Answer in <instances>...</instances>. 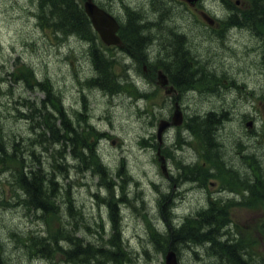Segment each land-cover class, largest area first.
<instances>
[{
	"label": "rangeland",
	"instance_id": "rangeland-1",
	"mask_svg": "<svg viewBox=\"0 0 264 264\" xmlns=\"http://www.w3.org/2000/svg\"><path fill=\"white\" fill-rule=\"evenodd\" d=\"M126 1L132 5L143 4L145 7L149 4L148 0ZM37 2L38 0H0V138L6 141L11 150L8 153L12 157L20 160L25 155L28 160L32 157H29L28 153L33 149L47 169L52 167L55 149L62 147L58 143L48 145V132L45 141L42 140L43 136L39 135L42 134V127L38 126V116L33 114L31 107L32 104L43 107L41 99L44 92L37 85L30 87L28 82H25L26 78H23L24 74L18 72V67L22 64L30 65L39 80L49 79L54 90L64 101L68 116L75 120L79 130H84L85 127L92 129L88 126L92 124L98 132H103L96 141V147L102 160L110 168L109 181L114 196L124 197L123 202H119L121 227L135 264H165V255L152 240L148 223L150 219L161 231L164 230L165 221L159 206L160 200L166 201L164 194L170 196L173 190L182 191L183 200L177 198L174 206L176 222L207 206L206 188H202L200 184L183 186L182 183L173 182L165 176L157 159V148L152 146V143L157 142L156 127L159 120L169 114V99L155 94L152 100H139L134 103L132 96L86 86L85 80L95 72L93 63L89 62L88 44L80 38L72 37L70 42H63L57 41L54 35L48 36L34 16L32 5L37 6ZM204 3L220 15V0H204ZM178 10L180 8H177ZM174 18L180 19L190 34L193 55L211 59V63H216L219 69L228 70L232 77L247 82L257 93L264 91V76L259 75L257 71L261 64L257 57L252 56L255 54L251 50L244 48L242 42L245 36L242 37L238 30L229 37V44H216L215 39L213 43L201 41L206 34L202 30L203 25L194 24V17L182 11L177 12ZM256 54L263 63L261 53ZM223 94L225 91L218 98L209 97L203 102L200 100L198 104H195V101H199L198 98L188 100L187 103H190V110L216 107L220 111V107L225 106L222 107V111H225L226 104L229 108L232 103L229 113L226 112L227 118L223 127V133L228 137L225 154L227 157H234L236 162H239L240 158L242 162L239 153H244V142L237 139H245L251 143V152L255 150V137H252L253 133L245 130L250 128L246 126L245 121L242 123V120L246 117L245 113H254L253 106L257 104L258 98L254 95L248 101L246 94L241 90L236 92L228 89L225 97ZM240 94H243L244 98L237 99ZM151 105L155 108L148 116L149 112L142 108H150ZM262 116L264 117L263 111ZM105 131L109 134L104 135ZM152 133L154 134L151 135ZM174 133L175 130L166 137L165 147L171 154L168 161L169 171L177 175L176 160L181 159L182 155L173 146ZM38 135L40 141L47 143V147L35 141ZM154 135L155 139L152 140ZM150 137L151 146L143 144V139ZM14 141L17 142L19 151L14 149ZM78 146L81 151L82 143ZM189 152V149H185L183 153L187 155ZM63 156V169H56V179L61 186H57L58 216L51 214V210L40 211L26 207L23 198L16 196L17 185L11 172V169H16L18 163L7 160V164L0 165V264H74L59 258L60 255L56 256L58 258H49L43 253H38L35 245V248L31 245V237L34 238L32 234L48 235L62 222L66 223L68 229L71 228L74 233L84 237L86 242L100 245L109 237L112 226L108 205L110 189L99 174L92 169L81 168L80 164L83 162L80 152L76 156L72 146L65 145ZM192 159L190 156L189 160ZM6 166L7 169L2 170ZM122 167L125 171L119 174L118 169ZM121 183L123 188L119 186ZM66 188L73 199L72 213L66 203ZM231 211L243 231H248L247 227L253 228V218L262 215L257 210L250 211L241 207L232 208ZM101 223L104 225L103 229ZM257 234L259 242L251 248V256L256 258V264H264L262 226ZM59 243L68 245L64 236L59 237ZM178 253L182 264H229L227 259L221 260L209 253L206 245L190 243Z\"/></svg>",
	"mask_w": 264,
	"mask_h": 264
},
{
	"label": "flooded vegetation",
	"instance_id": "flooded-vegetation-1",
	"mask_svg": "<svg viewBox=\"0 0 264 264\" xmlns=\"http://www.w3.org/2000/svg\"><path fill=\"white\" fill-rule=\"evenodd\" d=\"M154 1L148 0L149 7L147 9L143 4L132 5L126 0H99L101 4H109V7H111V10L120 22L119 32L122 42L119 47L125 52L132 54L134 65H136L137 58L142 59V74L150 79H155V76H158L159 70H163L169 76V84H172L175 88L174 92L169 94L172 102H174L173 106L168 108L169 114H171L172 109L175 110L179 107L183 111L184 122L181 126H176V128L178 130L185 129V132L189 131L192 138L200 135L206 139V144H204L202 137L199 138L200 141L202 140L199 149L210 161L209 167L204 173L209 175L210 185L214 189L216 188L215 195H222L218 199L224 201L222 204L227 206L231 200L243 202V196L247 194L253 197L256 204H259L261 190L262 188L264 189V179H261L260 173L261 152L258 154L257 170H235L234 161L225 154V141L228 139L226 134L223 133L225 111H222L221 107V111L216 107H209L203 110H189L190 103H187L188 100H195V98L199 100L195 101V104H198L200 100L202 102L208 100L209 97L218 98L224 91L225 94L222 96L225 97L227 93L225 88H228L225 76H227L228 70L219 69L216 63H211L207 57L193 55L191 53L192 47L189 50V56L185 57L186 53L183 50L191 46L192 40L186 27L182 25L181 20L174 18V16H176L177 12L181 13L183 11L195 18V25L202 24L208 28V34L204 35L201 41L207 40L213 43L215 39L214 42L216 44H225V42H229L228 39L231 34L238 30L242 37L245 36L242 42L244 48L251 50L255 54L252 56L254 58L257 57L261 64V67L257 68L258 73L264 74V55L263 63L260 56H256V53H261L262 49L260 17L262 16V8H264L263 0H256L253 11L249 10L251 0H235L236 6L240 7L238 11L234 10L233 4L229 0H220L224 9L222 11L223 15L220 17L213 14L216 18L211 25L206 24L203 19L198 17V13L201 14L203 11L201 9L204 6L202 2L191 6L184 0H160V6L163 8L158 9L153 7ZM177 7L180 10L177 11ZM181 7L184 8L182 9ZM136 21L150 26V30L148 28L137 30L133 27ZM151 33L152 35L149 36ZM164 35L167 36L165 37ZM144 43L147 45H144ZM254 43L260 48H256ZM140 49H147L149 53L143 54L140 52ZM117 74L122 73L120 71L114 73L115 76ZM192 83L193 86L189 88ZM257 102L259 103V101ZM188 110L192 113L186 116L188 115ZM197 113L203 114V116ZM255 134L259 142L260 131H255ZM178 146L182 155L181 159L185 161L186 165L193 166L201 160L199 150L196 147L181 144ZM257 147H260V144ZM185 149H189V153L191 154L187 153V155H184ZM190 156L193 157L191 161L189 160ZM229 168H232V170H229ZM197 171V168L190 167V177L188 178H197L199 174ZM234 172L237 177L246 175L249 179V185L244 191L237 190L231 185L229 180H224V178L230 179ZM213 179H216V181ZM208 200L211 205L218 203L210 197Z\"/></svg>",
	"mask_w": 264,
	"mask_h": 264
},
{
	"label": "trees",
	"instance_id": "trees-1",
	"mask_svg": "<svg viewBox=\"0 0 264 264\" xmlns=\"http://www.w3.org/2000/svg\"><path fill=\"white\" fill-rule=\"evenodd\" d=\"M42 6L43 10L46 11L45 20L50 22L51 27H53L55 31L63 30L64 33L68 34L75 32L76 34L86 37L93 42L90 54L99 69L100 76L85 81V84L89 86L98 85L106 90L113 89V86H116V82L113 78L114 74L109 67L111 61L105 57H100L101 50L98 47L99 43L96 40L95 32L92 28L90 19L84 10L81 0H42ZM261 14L264 17V8H262ZM141 25V22L136 21L133 27L139 30ZM140 30H143V28ZM18 72H22L24 74L23 78H26L25 82H28L30 87L37 85L45 92V97L43 98V108L39 107V105L35 106L34 104H32L31 107L33 114H37L38 116V126L42 127V134H39L40 136H43L44 140H42L45 141L48 132L50 134L48 145H50V143L65 145L66 142H69L73 144L74 148H77L79 147L78 145L82 143V146H84L85 149L93 150L92 144L89 142L87 132L85 130H79L78 127L73 125L72 120L67 116V112L59 94L54 90L49 79L44 78L39 80L34 75V69L27 64H22V66L18 67ZM39 135L35 138V141L43 143V141H40ZM13 144L14 149L19 151L20 149L17 147V142L14 141ZM42 145L47 147L46 142ZM82 146L80 147L82 148ZM9 151L11 150L6 141L0 138V165L7 164V160L9 162H17L18 159L12 157L8 153ZM33 151V149L29 151L28 156L30 157L31 155L32 157L28 158V160H26L25 155H23L19 160L23 164L28 163L27 165H30L31 167L33 166L30 170H26L27 168L24 169L23 167H15L16 169L10 168L11 172H13V176L15 175V179L17 180H15V183L21 186L22 189L28 193L27 197L24 198L25 203L29 206L40 208L42 210H50V208H53L51 209V214L57 213L58 216L57 186L60 188L61 186L58 185L55 175L57 167L63 169L61 161H63L64 148L62 146L55 149L52 155V168L45 171L42 161ZM81 153L82 151H80V154ZM82 162L85 166H92L97 172L102 174V176L107 177V167L100 161L96 152H89V156ZM6 169L7 166L2 170ZM66 194L69 209L72 213L73 201L69 197L67 190ZM108 204L110 212L112 213L111 217L113 226L112 232L105 240V243L98 246L87 243L84 246L82 239L75 236L76 233L68 231L62 227H57L50 231L48 235L36 236L33 238V242L31 244L33 247H31H36L38 253H43L46 256H53L54 254L63 252L68 260L75 263L80 262V260L90 261L95 259L99 261L100 264H110L112 261V264H134L133 253L131 250L128 251L125 248L126 244L120 233L119 212L117 209V203H115L113 196L110 200H108ZM161 211L168 224V228L165 232H161L150 220H148L149 230L153 237L152 240L157 244V248L160 251L165 252L170 247L178 250V246L181 243H207L211 247L209 252L216 253V256H218L221 260H223V258L227 259L229 264H250L249 261L243 258L240 253L241 249L239 250V247H237L236 244L232 243L229 245L227 241H223V236L220 231L222 225L219 223L218 217L214 215V210H212V208L201 214L199 213L197 218L187 216L179 225L172 222V211L170 207L163 204V202ZM60 236H64L68 241H70V246L68 248H63L59 245Z\"/></svg>",
	"mask_w": 264,
	"mask_h": 264
},
{
	"label": "water",
	"instance_id": "water-1",
	"mask_svg": "<svg viewBox=\"0 0 264 264\" xmlns=\"http://www.w3.org/2000/svg\"><path fill=\"white\" fill-rule=\"evenodd\" d=\"M194 1V0H189ZM85 9L86 12L91 16L95 27L100 31L103 38L108 42L112 43L117 40L115 31L117 29V25L114 21V18L104 11L103 9L99 8L93 0H86L85 1ZM114 23V24H113ZM177 115H175L174 120ZM175 122H177L175 120ZM169 124V122L163 120L160 123L159 127V134H161L162 130ZM160 153V152H159ZM160 159L162 160V167L164 171H166V165L164 164V158L161 156ZM166 264H179L177 254L174 250H169L166 254Z\"/></svg>",
	"mask_w": 264,
	"mask_h": 264
},
{
	"label": "bare ground",
	"instance_id": "bare-ground-1",
	"mask_svg": "<svg viewBox=\"0 0 264 264\" xmlns=\"http://www.w3.org/2000/svg\"><path fill=\"white\" fill-rule=\"evenodd\" d=\"M121 2V1H120ZM260 14V13H259ZM234 23V22H233ZM80 25V24H79ZM243 25V24H242ZM141 28H143V29H149L150 28V26H148V25H146V24H144V23H142V25H141ZM150 30V29H149ZM153 30V29H152ZM147 31V30H146ZM145 32V31H144ZM149 32V31H148ZM147 32V33H148ZM153 32V31H152ZM146 34V33H145ZM144 34V35H145ZM150 35H152V33L151 34H149V36ZM165 36V35H164ZM152 37V36H151ZM166 37V36H165ZM164 37V38H165ZM150 38V37H149ZM151 39V38H150ZM178 40V39H177ZM151 41V40H150ZM180 41V40H179ZM146 42V41H145ZM147 43V42H146ZM151 43V42H150ZM150 43H148V44H150ZM144 45H147V44H145L144 43ZM143 47V46H142ZM190 54V53H189ZM186 55V54H185ZM186 57V56H185ZM188 57V56H187ZM186 64V63H185ZM9 75V74H8ZM38 75V74H37ZM39 77V76H38ZM86 77V76H85ZM195 78V77H194ZM205 79V78H204ZM196 80V79H195ZM185 83V82H184ZM44 94V93H43ZM61 101H62V99H61ZM59 102V101H58ZM34 103V102H33ZM62 103H64V101H62ZM24 104V103H23ZM31 104V103H30ZM51 104V103H50ZM43 108V107H42ZM81 108V107H80ZM108 132L107 131H105V135L107 134ZM154 133H152L151 135H153ZM212 134V133H211ZM46 137V136H45ZM213 137H215L214 135H213ZM6 138V137H5ZM44 140V139H43ZM34 152V151H33ZM23 154H24V152H23ZM27 154V153H26ZM29 154V153H28ZM63 157H65V156H63ZM39 161V160H38ZM39 162H41V161H39ZM17 163H18V166L17 167H23L24 169H26V170H30L32 167L31 166H29V165H27V164H23L22 162H20L19 160H17ZM40 164V163H39ZM42 164V163H41ZM38 165V164H37ZM36 166V165H35ZM34 166V167H35ZM44 166V165H43ZM52 168V167H51ZM60 168V167H59ZM58 168V169H59ZM46 169H47V167H46ZM61 169V168H60ZM8 171V170H7ZM66 172V171H65ZM52 173V172H51ZM53 173H54V171H53ZM7 174V173H6ZM13 176V175H12ZM14 177H15V175H14ZM180 176L178 175V176H173L171 179H172V181L173 182H175V181H177L178 180V178H179ZM16 180V179H15ZM15 180H13V181H15ZM17 181V180H16ZM59 184V183H58ZM33 189V188H32ZM37 196H39V195H37ZM40 198H41V196H40ZM46 202V201H45ZM74 210H72V212H73ZM154 213V212H153ZM154 224V223H153ZM155 225V224H154ZM165 227H166V230H167V228H168V224H165ZM32 232V231H31ZM47 233V232H46ZM75 236H78L77 234H75ZM108 238V237H107ZM190 243L191 242H189L188 244H183V243H181V244H179V246H178V249H179V251H180V249L181 248H183V247H185L186 245H190ZM193 243V242H192ZM194 244H196V243H194ZM196 245H206L207 246V248H208V252L211 250V247H210V245L209 244H196ZM115 246V245H114ZM159 250V249H158ZM160 251V250H159ZM160 252H162V251H160ZM215 252V251H214ZM164 253V252H163ZM120 254V253H119ZM122 257H123V255H122ZM134 257V256H133ZM99 259V258H98ZM81 261V260H80ZM134 262V264H135V260L133 261ZM87 263H90V264H100L99 263V261H97V260H95V259H93V260H90V261H87ZM112 263H113V261H112ZM112 263H110V264H112Z\"/></svg>",
	"mask_w": 264,
	"mask_h": 264
}]
</instances>
